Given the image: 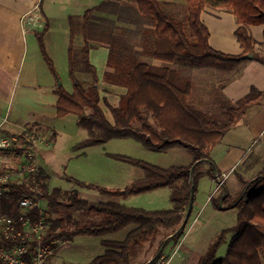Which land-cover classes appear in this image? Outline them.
Here are the masks:
<instances>
[{"label": "trees", "instance_id": "trees-1", "mask_svg": "<svg viewBox=\"0 0 264 264\" xmlns=\"http://www.w3.org/2000/svg\"><path fill=\"white\" fill-rule=\"evenodd\" d=\"M130 1L151 20L152 36L145 40L142 54L160 63L187 61L194 64H233L243 61L249 53L264 63V41L261 48H258L247 28L248 25H264V0H185L188 13L184 21L169 15L159 0ZM206 6L234 13L239 23L235 33L244 48L243 53L227 54L210 45V30L201 19ZM92 12L90 9L84 14L85 37L80 47L84 69L91 75L92 81L86 84L78 78L73 25L69 46V75L73 90L68 91L62 84L56 89L59 96L57 116L72 113L78 115L79 125L88 132V137L75 148L84 149L102 145L112 139L132 138L150 150L185 149L192 154L193 160L189 164L163 167L131 156L109 153L111 157L141 169L143 176L124 188L88 184L109 197L101 202L85 199L78 192L49 189L47 169H41L35 175L26 174L19 181L10 182L8 188L0 193V215L16 219L21 233L16 237H7L0 230V246L9 250L24 242L31 246L35 243L25 236L22 222L27 218L32 223L44 220L47 225L44 242H65L80 234L105 236L133 225L124 239L103 238L101 244L105 251L90 262L80 264H136L131 260L132 248L150 241L159 228L174 231L170 238L174 240L185 234L194 204L187 223L181 226L191 200L195 201L200 180L205 176L216 178L220 174L211 156L212 149L229 130L238 125L250 108L263 101L264 90L253 87L237 101L220 100L217 112L222 119L212 118L213 111L192 101L195 84L190 76L163 64L143 61L139 54L131 52L126 46L128 51L122 45L119 49L111 46L103 79L107 83L127 88L117 106L107 103L113 117L111 121L100 104L99 78L96 67L90 61V49L94 44L88 40L90 33L87 23ZM36 13L37 22L30 30L37 38L48 67L59 79L45 45V36L50 27L49 17L42 7ZM29 126L32 129L33 125ZM0 152L7 156H17L21 150L10 148ZM5 171L0 170V173ZM162 188L171 191L169 208L147 210L128 206L119 200ZM36 193L46 204L43 209L33 208L25 212L20 207V201ZM222 199L223 208H237V223L221 230L213 238L201 264H263L264 167L254 179L244 182L237 196L224 192L216 204L218 208H221ZM60 211H64L65 215L57 216L56 212ZM74 212L85 214L87 219L74 218ZM224 244H227L226 253L218 258ZM162 254L163 250L154 259ZM0 264L7 263L0 258Z\"/></svg>", "mask_w": 264, "mask_h": 264}, {"label": "crops", "instance_id": "crops-1", "mask_svg": "<svg viewBox=\"0 0 264 264\" xmlns=\"http://www.w3.org/2000/svg\"><path fill=\"white\" fill-rule=\"evenodd\" d=\"M101 1L0 0V121L5 123V129H15L22 125L39 128L46 120L58 117V79L44 60L37 38L30 30L37 22L35 16L40 7L50 20L45 45L59 77L60 66H67L69 71L72 27L75 26V42H80L82 46L84 38L77 41V29L80 27L84 30V14L87 10H93L87 23L89 33L98 34L104 39L93 43L90 61L96 67L99 78L100 104L108 119L113 121V117L107 114L110 111L107 103L117 106L127 88L107 83L103 79L111 52V45L105 39L110 34L111 15L104 11L98 13ZM201 19L210 30L209 42L213 48L227 54L243 53L244 48L235 33L239 23L234 13L206 6ZM247 28L256 40V46L261 48L264 25H248ZM122 46L128 51L129 46L125 43ZM130 51L142 54L143 47L136 50L131 47ZM190 72L197 76L196 80L201 72L206 74L203 75V80L207 87L201 89L204 92L196 102L211 111H218L220 100L237 101L253 87L264 90V63L254 57H245L239 63L191 68ZM188 76L194 81L192 75ZM85 83L88 84L89 81L86 80ZM53 130L51 132L54 134ZM211 156L224 183L218 185L216 178L203 177L194 201L195 218L192 228L178 240L170 239L175 232L166 230L151 246L147 259L139 264L149 263L162 250L163 254L171 256V264H201L213 238L221 230L229 228L215 220L223 213H234L237 217V208H223V199L220 201V209L216 204L224 192L237 196L242 191L244 182L254 179L264 167V99L250 108L238 125L226 133L223 140L212 149ZM236 171L235 176L233 174ZM142 176L140 172L136 179ZM165 190L168 191L165 195L170 200L171 191L168 188L152 192L158 195L157 193ZM120 201L127 204V199ZM200 218L203 220L200 221Z\"/></svg>", "mask_w": 264, "mask_h": 264}, {"label": "rangeland", "instance_id": "rangeland-1", "mask_svg": "<svg viewBox=\"0 0 264 264\" xmlns=\"http://www.w3.org/2000/svg\"><path fill=\"white\" fill-rule=\"evenodd\" d=\"M164 10L174 18L184 21L187 17L188 8L185 0H159ZM98 6V13L107 12L111 15L109 20L110 34L105 39L110 45L119 49L123 43L136 50L143 47L145 40L152 36L151 20L144 16L138 9L137 5L130 0H102ZM82 22V21H79ZM85 37V31L82 28L77 29V41H81ZM100 39H104L98 34H89L88 40L96 43ZM80 42H75V51L77 66L76 72L78 78L85 83L86 80L92 81V77L84 69L83 59L80 53ZM139 58L150 63H159L174 69L180 70L184 75H192L194 78L195 88L191 97L196 102L207 85L203 80L202 72L197 76L191 74V68H206L216 66L218 64H194L187 61H176L160 63L153 57L139 54ZM201 66V67H199ZM56 68V67H55ZM190 70H187L189 69ZM60 77L58 83H63L68 91L73 90V82L70 78L68 67H59ZM198 93H200L198 95ZM107 114L112 118L110 111ZM212 118L222 119L217 111L211 113ZM79 117L76 114H68L62 117H54L41 123L39 128L32 127L30 131L42 136H47L52 141V146H42L41 156L45 162L49 175V189L60 188L68 193L78 192L85 199L101 202L109 199L103 195L96 187H89L88 184L96 186H105L111 188H124L138 177L141 171L136 166L122 160L115 159L109 153L123 154L134 158L148 161L152 164L167 167L176 164H189L193 160L191 153L185 149L176 148L168 151H155L146 148L140 142L132 138L112 139L102 145L92 146L84 149H76V145L88 137V132L78 123ZM1 122V121H0ZM4 122H1V128L5 129ZM28 125H22L25 127ZM5 129L6 132H17L21 129ZM51 129L55 130L53 134ZM53 130V131H54ZM16 164L13 162V156L3 155L0 152V170H9ZM238 171L233 175L236 176ZM143 174V172H142ZM78 180H74V179ZM166 192L161 191L155 195V192H147L127 198V205L141 207L147 210L164 209L171 205L170 200L166 197ZM160 194V195H159ZM122 200V199H119ZM43 204L46 202L43 201ZM220 209V208H219ZM57 216L65 215L64 211L56 212ZM74 218L86 220L87 217L81 212H74ZM92 218V217H91ZM195 215L193 214L186 225V231L192 228ZM203 219L200 218V221ZM217 223L231 227L236 224L237 217L234 213H223L215 220ZM200 224V222L198 223ZM134 227L133 225L122 229L119 232L108 234L105 236H93L80 234L72 240L60 242L56 246L55 252L49 256L45 264H80L88 263L96 256L105 251V247L101 244L103 238L121 240ZM166 228H159L154 238L141 246L134 247L131 250V260L133 263L139 264L145 261L151 252V246L160 239L162 234L166 232ZM164 243V242H163ZM162 243V245H163ZM227 250V244H224L218 253V258L224 256Z\"/></svg>", "mask_w": 264, "mask_h": 264}, {"label": "built area", "instance_id": "built-area-1", "mask_svg": "<svg viewBox=\"0 0 264 264\" xmlns=\"http://www.w3.org/2000/svg\"><path fill=\"white\" fill-rule=\"evenodd\" d=\"M37 19L38 15L35 16V22ZM20 129L17 132H6L0 126V150L10 148L21 150L20 154L13 156V162L16 165L0 173V193L8 188L10 182L19 181L26 174L35 175L41 169H46L41 156V148L42 146L51 147V139L32 133L27 126L20 127ZM216 176L218 185L223 184L222 176L220 174ZM43 205V199L38 193L20 201V207L25 212L33 208L43 209ZM22 225L26 230L25 236L35 243L31 246L30 243L24 242L9 250L0 246V258L7 264H44L49 256L55 252L56 243L60 241L44 242L43 237L46 234L47 225L43 219L35 223H32L29 218L23 219ZM0 230L7 237H16L17 234H21L18 231V221L5 214L0 215ZM171 259V256L162 254L149 264H171Z\"/></svg>", "mask_w": 264, "mask_h": 264}, {"label": "water", "instance_id": "water-1", "mask_svg": "<svg viewBox=\"0 0 264 264\" xmlns=\"http://www.w3.org/2000/svg\"><path fill=\"white\" fill-rule=\"evenodd\" d=\"M245 57H253V54H252V53L246 54ZM60 84H61V82H59V85H60ZM193 204H194V200H191L190 208H189V210H188V213H187L186 219H185V221L183 222V224H182L181 227H183V226L187 223V220H188V218H189V216H190V214H191V209H192ZM151 261H152V260H151ZM151 261H150V262H151ZM150 262H149V263H150ZM149 263H147V264H149Z\"/></svg>", "mask_w": 264, "mask_h": 264}]
</instances>
